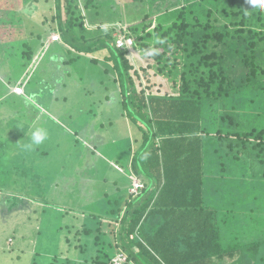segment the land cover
<instances>
[{
  "label": "trees",
  "instance_id": "1",
  "mask_svg": "<svg viewBox=\"0 0 264 264\" xmlns=\"http://www.w3.org/2000/svg\"><path fill=\"white\" fill-rule=\"evenodd\" d=\"M3 1L0 0V32L9 33L5 37L11 35V46L17 60L13 56H10L9 60H16L14 75L16 80L20 78L19 86L24 85L23 89L27 92L24 94L25 98L13 96L12 100L24 99L25 104L27 103L26 108H32L39 113L43 105L41 102L43 95L39 90L54 87L46 80L41 81L42 85H39L38 80L34 79L41 61L39 53L42 51V54H47L51 50L55 53L64 48L66 55L69 54L70 57L62 59V56L55 54L54 60H60L65 64L75 62L79 64L81 59H86L91 64L95 62V65L99 60L106 64L112 63L116 78L108 82H97L96 85L106 84L109 86L107 91L112 87L113 90H117L116 93L119 92L120 97L117 100L122 106L123 115L134 127V138L131 137L129 129H123L125 133L119 132L118 138L123 135L129 138L132 157L128 174H134L144 185L125 200L121 218L117 216L113 218V223L110 222V226L115 224L112 231L114 238L107 240L108 234L103 232V228H97V232L94 233L96 248L82 264H113V259H118L120 255L126 257L125 261L120 260L121 264H264L260 255L262 245L246 240L249 231L243 221L245 215L255 213V210L258 212L255 215L257 220L259 221L260 217L263 219L260 212L264 211V160L255 162L254 166L246 168L241 175L233 171L227 173L222 168L224 164H220L222 168L220 173L215 172L216 162H214L216 167L214 163L212 166L205 164L206 158H211L210 155L205 154V149L211 147L212 134L221 133L216 131V127L212 124V121L216 120L214 114L233 111L242 119L240 123L238 122L239 126L246 125L244 122L248 121L251 115L258 118L264 114V97L261 94V91H264V79L260 80L264 76V47L260 45L264 40L262 37L264 31L260 32L254 28V26L264 28V17L261 16L264 15V8L260 7L258 13L254 11L248 13L241 5L243 0H230L228 11H223L226 8L220 11L226 16L228 25L216 23L217 18L212 22L209 17L215 12L209 7L208 17L204 22L195 17L199 25L193 28L190 27L189 18L184 16V12L179 18H184L181 22L177 21L167 29L163 24L155 27L156 35L162 40H167L168 43L165 49L156 48L150 51L146 48L145 50L147 53L152 52L153 54L148 56L163 65L159 71L168 76L166 79L171 82L172 89L177 90L173 94L156 95L152 92L146 93L145 90H137L135 78L139 73L134 70L135 66L129 58V55L137 49L133 33L139 32L138 28L145 25L146 21L140 22L142 25L127 26L132 24L131 18L138 17L139 14L133 12L128 17L129 13L124 8L126 6L119 4L120 1L107 8L110 5H106L107 0H14L15 6L28 12L34 7L33 3L39 6L38 3L42 1L41 7L45 8L49 2L51 3L48 7L50 13L48 18L45 17L46 13H34L37 22H42L41 28L49 31L44 37L40 29L39 35L36 36L37 47H41V50L37 47L34 50L31 44L27 43V32L23 21L17 20L16 26L13 24L15 21L12 9L15 6L9 7L11 0ZM186 1L192 3L189 2L190 0ZM25 2H28L26 6H24ZM244 2L248 4V0ZM103 8L105 11L101 13L100 10ZM93 10L96 12L93 13ZM247 10H250L249 6ZM16 15L19 16V13ZM94 16L104 20L101 21L99 28L97 26V30L92 32L94 35L92 38L84 34L85 22L83 20L81 22V17L85 19L87 17L86 21L92 18L93 21ZM148 19V14L144 15V20ZM32 24L35 27L39 25V23ZM105 25L108 26L107 29L103 28ZM101 29L103 32H100ZM146 35L151 36L150 33ZM54 36L57 39H54ZM139 37L141 38L142 35L136 38ZM121 41L123 45L119 44ZM128 41H131L130 45ZM22 49H27V52H23ZM37 50L38 56H36ZM95 53L104 54L99 59L90 58ZM167 55L169 57L181 55L183 62L180 58H176L173 62L169 59L165 61ZM37 57H40L38 62L35 61ZM193 58L198 59L199 70L207 69L205 74H208V80L202 76L195 78L196 74H193L194 70H192L194 64L190 63ZM35 64L37 66L34 68ZM181 64L183 66L179 70ZM28 66L30 69L24 74ZM177 68L179 76L176 79ZM109 72L112 70L108 68L104 70L103 77L105 78V73L108 75ZM5 78L8 79V84L14 80V77ZM2 95L3 92L0 97ZM26 96H30L31 99L28 100ZM10 97L6 96L0 102V112L4 109L11 111L9 105H3V102L10 100ZM230 114L221 117V120L229 118L233 123V116ZM26 119H28L27 115L18 123L20 136L9 129L0 134V185H3L0 190L1 193L11 192L6 198V204L14 200V203L10 202L12 208L18 205L19 196L15 193H20L21 187L10 176L21 170L25 172L23 175L30 176L29 171L35 168L38 170L36 161L31 163L34 152L46 154L38 146L34 151H29L31 154L27 153L30 157L21 155L24 145L30 143L31 131L36 128L34 127L36 124H32L33 120L30 123L23 122ZM44 122H42L43 126ZM263 134L262 131L260 135ZM76 139L79 141V138ZM14 140L16 143L14 154L11 155L5 146L11 145ZM88 140L93 141V137ZM113 145L118 144L114 141ZM96 147L98 146L92 150L88 149L95 154ZM66 158H61V165ZM117 162L118 160L116 164L120 165ZM25 163L30 167L27 168ZM58 174V171H54V174L34 172L33 178L39 180L48 175L46 178L51 180ZM226 187L227 190L229 187L233 190V197L227 201H225ZM212 194L213 198H210ZM243 201L248 205L246 206ZM256 202L258 205L255 204ZM220 206H223L225 211H221ZM242 206L245 208H241ZM2 209L0 205V210ZM44 211L51 217L56 219L59 217L55 211L53 215H51L52 211ZM10 220L12 219L0 218V222L6 225L7 229L13 228L12 231L23 223L21 219L15 218L12 222ZM95 223L102 222L96 219ZM91 232L78 231L76 235L82 236ZM8 233L6 232L3 240H6ZM3 240L0 237V256L7 252L19 255L18 251L24 254V249H16L9 244L11 249H4ZM9 240L10 238L6 243ZM67 241L71 246L72 240L67 238ZM100 243L105 247L98 248ZM78 247L80 253H85L86 247L82 245ZM60 252L61 249L59 251L56 245V248L48 254H51L50 258L54 260L58 258ZM38 256L49 258L40 252ZM49 264L55 263L49 262Z\"/></svg>",
  "mask_w": 264,
  "mask_h": 264
},
{
  "label": "rangeland",
  "instance_id": "2",
  "mask_svg": "<svg viewBox=\"0 0 264 264\" xmlns=\"http://www.w3.org/2000/svg\"><path fill=\"white\" fill-rule=\"evenodd\" d=\"M8 1L4 0L3 2ZM228 1L230 0H207L204 2L202 0H190L189 2L192 3H187L188 1L186 0H107L106 5L110 4L107 8L111 7V4L116 5L119 2V4L126 6L124 8L129 13L128 17L133 12L139 14L138 17L131 18L132 24L127 26L131 27L146 21L145 25L138 28L139 32L133 33L135 34L133 36L137 43V49L135 48L136 50L129 55L130 62L135 66L134 70L140 76L135 78L137 90H145L146 93L152 92L156 95L177 92V90L172 89L171 82L166 79L168 76L159 71L163 65L147 54L146 48L150 51L156 50V48L159 50L165 49V45L168 43L167 40H162L160 36L156 35L157 29H154L155 27L163 24L164 28L167 29L171 24L177 21L181 22L184 18H179L184 12V16L189 18L190 27L193 28L199 25L194 18L198 17L201 22H204V19L208 17L207 8L209 7L215 12L209 17L212 22L217 18L216 23L228 25L226 16L220 13L224 8H226L223 10L224 12L228 11ZM27 3L25 2L24 6ZM198 3H202V5H196ZM33 4L34 7L29 9L31 12L24 9L21 10L15 6L16 1L14 0L10 1L9 7L15 6L12 9L15 21L13 24L16 26L17 20L23 21L27 32V43L31 44L35 50L37 47L36 36L39 35V30H42L41 35L44 37L48 35L49 31L41 28L42 22H37L34 13H46L45 17L48 18L50 14L48 7L51 6V3L49 2L46 8L44 6L41 7L43 5L42 1L38 3L39 6L35 5V3ZM241 5L244 7L243 10L248 11V13L249 11L258 13L260 10V6L253 7L249 3L244 2V0ZM201 6L203 7L200 8ZM247 6H249L250 10H247ZM36 7L37 10H35ZM100 11L102 13L105 9L103 8ZM85 12L84 10V14ZM92 12L94 13L96 10ZM16 13H19V16ZM84 14L82 13V15ZM146 14L149 16L148 20H144V15ZM261 16L264 17V15ZM75 17L79 18L80 16L75 15ZM84 19L81 17V22L82 20L85 22L86 33L84 34L93 38L92 32L99 28V25L102 24L101 21L104 19L95 16L93 21L92 18L87 21V17ZM32 23H36V25L39 23V25L35 27ZM103 28L107 29L108 26L105 25ZM254 28H257L260 32L264 31V28L260 26H254ZM100 32H103V29ZM147 33H150L151 36L148 37ZM160 33L162 32L160 31ZM7 34L9 33L1 34L0 32V91L4 92V90L10 89L9 93H16L18 91L17 88H21L22 91L19 94V98H25L24 85L22 87L19 86L21 83L20 78L16 80V75H14L17 67L14 64L17 59L11 46V35L5 37ZM138 35H142V37L137 39ZM54 39H57V37L54 36ZM129 43L131 41H128ZM260 45L264 47V40ZM37 48L41 50V47ZM174 48L176 49L175 46ZM38 50L36 56H38ZM59 50L55 53H52L54 50L49 51L47 54H42V51L39 53L41 61L34 79L38 80L39 85H42L41 81L45 80L54 85L51 88L52 90L50 88L39 90L44 96L41 99L45 107L44 110L42 105L40 112L37 113V110L26 108L25 105L27 103L25 104L24 99L12 100L13 98L10 97V100L4 101L3 105H9L8 108L11 111L4 109L0 112V134L4 130L9 129L17 136H20L17 129L18 123L26 115L28 119L23 120V122L30 123L33 120L32 124H36L34 127H45L50 133L49 140L40 145V150L46 152V154L34 152L35 155L31 159L32 164L34 161L38 164V170L35 168L30 172L26 169L30 173L28 177L23 175L25 173L23 170L16 172L12 177L10 176L21 187L20 193L22 195L15 193L18 194L16 196H19L17 197L19 198L17 199L18 205L12 208L10 202L14 203V200H10L6 204V198L11 192L9 194L1 193L0 190V205L3 207L0 210V218L23 220V223L17 227L18 229L13 231V228L8 227L9 229H7L6 225L0 222L1 240H3L6 232H9L6 240H3L5 243L4 249H11L9 245L16 247V249H24V254L18 251L19 255L7 252V254L0 256V264H43V261L45 262L44 264H49V262H54L55 264H82L96 248L94 233L97 232V228H103V232L108 234L107 240L114 238L112 231H114L115 224L110 226L114 222L112 221L113 218H117V216L121 218L125 200L129 199L131 195L135 194L144 185L134 174H128L130 170L129 162L132 157L129 150V138L124 135L120 139L118 138L119 132L125 133V129L130 130L132 138H134L135 134L132 123L123 115L124 111L118 102L119 92L116 93L117 90H113L112 87L107 91L109 86L106 84L103 86L96 85L97 82H108L116 78L112 63L106 64L99 60L97 61L98 64L95 65V62L91 64L88 60L81 59L79 64L76 62L65 64L60 60H54L55 54L62 56V59L70 57L69 54L66 55L64 48ZM22 51L27 52V49H22ZM99 53L91 55L92 57L90 58L99 59L107 52ZM10 56H13L16 60L11 59L10 61ZM176 58H180V61L183 62L181 55H173L171 57L167 55L165 61L169 59L173 62ZM39 59L40 57H37L35 61L38 62ZM197 62V58H193L190 61L191 64H194L192 70H194L193 74H196L195 78L202 76L208 80V74H205L207 69L201 68L199 70ZM182 64L179 70L182 68ZM36 66L37 64L34 65V68ZM107 68L112 70V72H109L108 75L105 73L106 77L104 78L103 72ZM144 69L146 70L144 71ZM190 69L188 68V70ZM179 70L177 68L175 71L178 74L175 77L176 79L179 76ZM6 76L14 77L11 84H8ZM263 79L264 76L260 80ZM261 94L264 97V91H261ZM26 98L28 100L29 98L31 99L30 96H26ZM2 100L4 98L0 99V102ZM115 105L116 107H114ZM227 114L233 116V123L230 122L229 118L221 120V117ZM214 115L216 120L214 119L212 124L216 127V131L221 133L212 134L211 147L210 149H205V154L211 156V158H206V165L209 166L211 164L212 166L216 162L217 169H215V172L220 173L222 168H224L227 173L233 171L241 175L242 171L252 165L254 166L255 162L259 163L264 160V134L260 135L262 131L264 132V114L258 118L251 115V118L244 122L246 125L243 124L242 126L238 125V122L240 123L242 119L233 111H223ZM43 121H45L44 126L42 125ZM210 130H213V128H210ZM90 137H93V141L88 140ZM76 138H79V141ZM112 141H115L118 145H113ZM15 144L14 140L11 145L7 144L5 146L11 155L14 154ZM95 146L98 147H96L97 152L94 154L90 150L95 148ZM27 153L31 154V152L25 151L23 147L21 155L30 157ZM60 157H67L63 165L60 163L62 161ZM117 160L120 165L116 164ZM216 163H214L215 167ZM108 164L111 168L108 167ZM220 164L225 166L221 168ZM25 166L27 168L30 167L26 163ZM54 171L59 173L54 179H47L46 176L48 175L41 177L39 180L38 178H33L34 172L38 174H54ZM2 186L0 185V188ZM225 189V193H227L225 201H227L233 197V190L230 187L228 190L227 187ZM210 198H213V194ZM21 199L23 200L22 202L19 201ZM116 201L119 203H116ZM243 203L246 206L248 205L245 201ZM255 204L258 205L257 202ZM219 209L225 211L223 206H220ZM44 210L52 211L51 215L55 211L59 214V217L57 219L51 217L49 214H45ZM256 213L258 212L255 210V213L245 215L244 220H242L249 231L246 240L261 243L260 255L264 261V211L260 212L263 219L260 217L259 221L257 216H255ZM95 216H99V218H95ZM96 219L102 223L96 224ZM86 230L92 232L82 236L76 235L78 231L84 232ZM9 238V242L6 243ZM67 238L72 240L71 246L67 244ZM103 240L102 238L101 241ZM74 241L79 244L78 246L86 247L85 253H80V248ZM91 243L93 244L91 245ZM107 244L106 247H108ZM56 245L59 251L61 249V252L58 258L53 260L50 258L51 254L48 253L53 251ZM75 247H77V250H75ZM103 247L105 245L100 243L98 248ZM109 250L111 251L110 248ZM110 251L109 253L111 254ZM112 251L116 252L114 249ZM38 252L49 258L38 256ZM120 260L123 262L126 257L120 255L118 259H113V264H121Z\"/></svg>",
  "mask_w": 264,
  "mask_h": 264
},
{
  "label": "clouds",
  "instance_id": "3",
  "mask_svg": "<svg viewBox=\"0 0 264 264\" xmlns=\"http://www.w3.org/2000/svg\"><path fill=\"white\" fill-rule=\"evenodd\" d=\"M248 3L255 6L264 8V0H248ZM148 55H152V52H148ZM34 103V101H33ZM50 138L49 130L45 127H36L31 131L30 143L24 145L25 151H34L38 146L44 144Z\"/></svg>",
  "mask_w": 264,
  "mask_h": 264
},
{
  "label": "crops",
  "instance_id": "4",
  "mask_svg": "<svg viewBox=\"0 0 264 264\" xmlns=\"http://www.w3.org/2000/svg\"><path fill=\"white\" fill-rule=\"evenodd\" d=\"M29 69H30V66H28L27 67V69L25 70V72H24V74L27 72V71H29ZM18 86V85H17ZM10 90V89H9ZM9 90H5V92H3V95H2V97H0V99H2V98H5L6 96H11V97H13V96H16V97H19L20 95L19 94H17V93H9L8 91ZM7 92V93H6ZM0 94H1V91H0ZM24 94H27V92H26V90H25V93ZM43 108V110H44V106L42 107Z\"/></svg>",
  "mask_w": 264,
  "mask_h": 264
},
{
  "label": "built area",
  "instance_id": "5",
  "mask_svg": "<svg viewBox=\"0 0 264 264\" xmlns=\"http://www.w3.org/2000/svg\"><path fill=\"white\" fill-rule=\"evenodd\" d=\"M119 44H120V45H123V42L121 41V42H119ZM17 90H18V91H16V93H17V94H21L22 89H21V88H17Z\"/></svg>",
  "mask_w": 264,
  "mask_h": 264
}]
</instances>
